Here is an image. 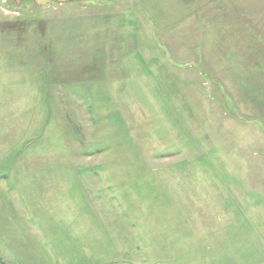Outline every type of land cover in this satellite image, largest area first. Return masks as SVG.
Here are the masks:
<instances>
[{"label":"rangeland","instance_id":"rangeland-1","mask_svg":"<svg viewBox=\"0 0 264 264\" xmlns=\"http://www.w3.org/2000/svg\"><path fill=\"white\" fill-rule=\"evenodd\" d=\"M1 239L264 264V0H0Z\"/></svg>","mask_w":264,"mask_h":264},{"label":"crops","instance_id":"crops-1","mask_svg":"<svg viewBox=\"0 0 264 264\" xmlns=\"http://www.w3.org/2000/svg\"><path fill=\"white\" fill-rule=\"evenodd\" d=\"M46 215H48L47 217H50V218H52V215L55 216L54 214L51 215L49 213H47ZM50 221L53 223L54 219H51ZM83 226H85L88 231L94 230L90 225L83 224ZM68 230H70V229H68ZM103 245H106L105 242L102 243V246ZM100 248H99V250H101ZM0 249H1L0 253L4 256L7 264H28V263L30 264L31 262H33V264H35V263L45 264L46 260L49 259V258H47L48 253L45 250H42L43 254H39L37 256L36 255L35 256L34 255L27 256L26 253L24 252V249L18 250V247L16 248L15 251H13V250L10 251L9 247H7L6 240H3V239H1ZM46 255H47V257H46Z\"/></svg>","mask_w":264,"mask_h":264},{"label":"trees","instance_id":"trees-1","mask_svg":"<svg viewBox=\"0 0 264 264\" xmlns=\"http://www.w3.org/2000/svg\"><path fill=\"white\" fill-rule=\"evenodd\" d=\"M0 264H3V262L1 261V259H0Z\"/></svg>","mask_w":264,"mask_h":264}]
</instances>
